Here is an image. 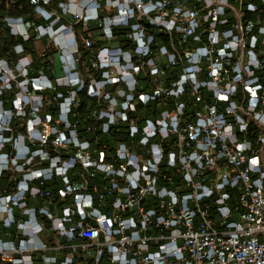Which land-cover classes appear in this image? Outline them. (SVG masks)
I'll return each mask as SVG.
<instances>
[{"label":"built area","instance_id":"obj_1","mask_svg":"<svg viewBox=\"0 0 264 264\" xmlns=\"http://www.w3.org/2000/svg\"><path fill=\"white\" fill-rule=\"evenodd\" d=\"M93 7L84 23L96 19ZM107 17L106 40L112 27L134 22L133 47L116 48V58L98 53L92 68L106 71L87 94L108 101L90 92L116 84L115 108L95 112L81 136L67 118L70 98L53 123L57 134L38 136L29 157L14 156L24 173L0 197V264H264V0H116ZM0 22L29 39L19 20ZM59 30L37 33L50 41ZM70 38L75 61L61 52L59 87L81 85ZM15 54L14 67L0 58L1 79L27 62L20 47ZM138 78L147 80L140 93ZM28 86L51 89L45 78Z\"/></svg>","mask_w":264,"mask_h":264},{"label":"trees","instance_id":"obj_2","mask_svg":"<svg viewBox=\"0 0 264 264\" xmlns=\"http://www.w3.org/2000/svg\"><path fill=\"white\" fill-rule=\"evenodd\" d=\"M96 4L100 11L96 15V19L89 20L85 23L87 27L84 26L83 22H80L77 25H71L70 29H66L64 33H70L72 35V39L75 42V47L77 49V56L79 57L78 63L75 65L77 71H79V78L81 81V85L78 87H59L56 86L55 78L52 75V65L51 59L53 58V53L49 51H44L42 56L39 57L36 55L34 49V43L36 41H42V44L48 45L49 40L45 38H41L38 36L37 28H46L51 26L54 30L58 28L61 29L68 25L67 17L63 14V9L67 7L68 0H50L48 3H45V0H0V21L3 19H11V20H19L21 23L25 25L29 33V39L24 41L20 36L16 37L10 34L9 29L5 24L0 22V58L4 59L8 66L14 67L17 61V55L15 54L16 47H20L22 49V54H28L31 58V63L29 69L27 71V78L29 80L37 79V78H45L49 81L51 85V89L46 90H35L31 86L27 87V94L31 97H37L41 99L42 104H44V108L40 109V117L38 119H43L45 116H50V121L52 124L59 119V114L61 112L62 106L68 104V100L73 98V105L70 107V113L67 118L72 122H76L75 130L79 133V135H87L81 131V127L83 125H87L90 121H92L93 114L98 112L100 109L106 108L108 102L103 98H97L93 96H89L87 94V87L90 84L91 79L99 80L102 76V72L106 71H97L92 68V63L95 62L96 56L103 49L109 50V53L115 54L116 58V48L122 52L129 51L132 49L133 45L128 38L130 34V27L134 24L133 21L128 22L127 26L116 28H111V39L106 40L103 34V25L105 20L109 16L106 11V3L110 0H95ZM116 0H113V2ZM72 5H70L71 7ZM39 9H42L46 13H53V16L45 21L42 17H40L37 13ZM116 9L111 10V14L113 15L116 12ZM57 19V20H56ZM249 19H252L250 16ZM144 23V22H141ZM3 27V29H2ZM89 38L92 41L90 49H84L82 39ZM159 42L162 44H167L168 40L161 36L156 37ZM134 62V60H133ZM136 64V63H133ZM88 70V73L91 75V78L87 77L84 73V69ZM19 81H22V77L17 78ZM138 85L136 87V92L140 93L147 88V80L144 78H138ZM106 94L111 96V98L116 103V84L107 85L104 89ZM9 91V90H8ZM7 90L1 91L3 94L0 95V102H2L4 111L7 113L16 114L14 117H6L9 125L15 127L17 125L16 119L19 121L22 118L19 116V113L14 111L13 102H18L19 99L16 96L17 91L8 92ZM11 93V94H8ZM25 101V98L21 99ZM22 106V103H20ZM149 111L145 112L148 114ZM24 117L26 115L24 114ZM58 130L64 131L62 127L59 126ZM112 135L116 136V127L111 129ZM17 131L21 133L22 136H26V130L24 125L17 128ZM11 132L9 130L3 131L2 136L8 137ZM68 135V133H67ZM93 135H101L98 131L93 133ZM27 140V136L25 137ZM28 141V140H27ZM6 150L0 155L7 156H15L17 152L11 147L5 148ZM29 149L31 153L37 152V150L33 149V146L29 145ZM1 165V164H0ZM7 171H3L0 176V197L8 195L16 189L17 184L21 181L20 179L14 183L7 184L8 179ZM21 175H23L21 173ZM46 186V185H45ZM45 188V187H44Z\"/></svg>","mask_w":264,"mask_h":264},{"label":"rangeland","instance_id":"obj_3","mask_svg":"<svg viewBox=\"0 0 264 264\" xmlns=\"http://www.w3.org/2000/svg\"><path fill=\"white\" fill-rule=\"evenodd\" d=\"M110 2H113V0H110ZM117 2H121V0H117ZM68 3L70 5H72V8H70L71 10H68L66 7L64 10V13H66V17H67V22L68 25H66L64 28L70 26V25H77L81 22H83L84 26L86 27L84 21L91 19L93 14V4H96V1L94 3V0H68ZM111 5V3H109ZM113 7L116 9V1L113 2ZM114 8H110V7H106L105 11L106 13L109 15L111 14V10ZM116 12V11H115ZM72 19V21L70 20V17ZM114 15V14H113ZM73 17V18H72ZM84 18L86 20H84ZM74 19H76V21H79L78 23L74 21ZM84 20V21H83ZM63 28V29H64ZM63 29H60L58 32L56 33H50V41L48 43V45H43L42 41H36L34 43V49L35 52L37 53L36 55L39 57L42 56V53L44 51H49L50 53H53V58L51 59V65H52V75L55 79H57V85H62V79L64 77V65L67 64V62L64 63L65 58H64V50L68 51V53H70L71 55V60L73 57V61H75V54L72 52L74 51L73 48H70L72 45V41H71V35H64L63 34ZM87 31V27L85 29ZM25 58L24 61L25 64H30L31 63V58L29 56H25L23 57ZM100 60V59H99ZM25 64H23L22 66L25 67ZM22 66H19L18 69L10 68L9 70L4 71L3 70V74L4 77H2L3 79L0 78V87L2 86V88L6 89L8 92H12V91H17L16 92V96L19 99L18 102H13V109L14 111L19 113V116L22 118V120L19 121V119L17 118V125L15 127H12L11 125H9V122L7 121V119H5L6 117H14L16 114L13 113H9L7 115V113L4 111L5 109L3 108L2 102H0V153H3L4 150H6L5 148L11 147L12 149H16L18 152L17 154L22 155L25 153L29 155H31V150L29 149V145L33 146L34 150H38L40 149L39 145H42V138L44 136L47 137V135H55L57 133H55L53 126L54 124H52V121L49 122L50 116H45L43 117L44 120H42V122H40V120H37V117L40 113V109L44 108V104H42L41 99L37 98V97H31L30 95L27 94L26 91V84L29 80V78H27V73L21 69ZM83 73L91 78V75L84 69ZM113 75V77L116 79V67L111 69V72L109 73V76ZM18 76L22 77V81H19L17 78ZM39 81V80H38ZM38 81L37 82H32L34 83L35 87L38 86ZM110 81V80H109ZM41 83V81H39ZM68 82V81H67ZM93 82V80H92ZM46 83V82H45ZM114 85V84H112ZM116 92V91H115ZM92 95L93 94H98V96H105V98L108 100L107 102H109L110 107H112L113 109L115 108V104L112 102V98L111 96H108V94H106L103 91H93L90 92ZM3 94L2 92H0V95ZM11 94V93H8ZM116 96V94H115ZM25 98V101L21 100ZM111 98V99H110ZM19 103H22V106L19 107ZM24 114L26 115V117H24ZM2 121V123H1ZM24 125L25 130H26V136H27V140L25 139L24 136L21 135V133H19L17 131V128H19L20 126ZM43 127V128H42ZM42 129V130H41ZM5 130H9L11 132V136L5 137L2 136L3 131ZM38 132L40 133V135L38 134ZM44 135L41 139H39L40 136ZM39 136V137H38ZM41 143H40V142ZM36 155V154H35ZM35 155H33L31 157V159H28L27 162L28 165H26V167L28 169H33L37 166L36 160H35ZM15 161V157L12 156H7V155H0V176L1 173L3 171H7L10 172L8 173V179H7V184H11L16 182L17 180H22V175L24 172H21V169L19 168V166H16ZM24 170H27L26 168H24Z\"/></svg>","mask_w":264,"mask_h":264}]
</instances>
